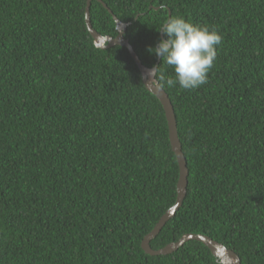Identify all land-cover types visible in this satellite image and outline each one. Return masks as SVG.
Masks as SVG:
<instances>
[{
  "label": "trees",
  "instance_id": "obj_1",
  "mask_svg": "<svg viewBox=\"0 0 264 264\" xmlns=\"http://www.w3.org/2000/svg\"><path fill=\"white\" fill-rule=\"evenodd\" d=\"M101 2L92 29L115 38V16L157 65L187 165L150 247L204 235L264 264V0ZM85 6L0 0V264H220L196 241L141 249L178 165L159 101L126 48L94 46Z\"/></svg>",
  "mask_w": 264,
  "mask_h": 264
},
{
  "label": "water",
  "instance_id": "obj_2",
  "mask_svg": "<svg viewBox=\"0 0 264 264\" xmlns=\"http://www.w3.org/2000/svg\"><path fill=\"white\" fill-rule=\"evenodd\" d=\"M91 1L92 0H86L84 16H85L86 29L90 34L91 38L93 39L94 46L99 49H109L115 46H120L127 49V51L130 54V57L132 58L133 62L135 63L136 67L140 72L144 87L149 93L155 96V98L159 101L164 111V115L168 127V139H169L170 147L176 158L178 165L179 175L176 185L175 203L159 219V221L154 226L152 231L144 237V239L141 242V249L144 251V253L150 256L168 255L177 251L186 242L196 241L202 243L206 248H208L211 254L217 259V261L220 264H240V260L238 256L233 251L226 249L223 245L217 243L216 241L204 235L186 234L183 237H181L178 241L170 243L161 249L153 250L150 247L149 244L150 241L157 236V234L161 231V229L165 226V224L170 219L173 218L175 213L182 205V202L186 195V188H187V177H188L187 165L183 153L181 151V144L177 134V126H176L173 107L171 105V102L167 94L161 88V86L159 85V83L155 78L157 73V65L151 69H148L141 64L140 60L138 59L137 55L135 54L128 40L124 38V33L126 31L127 25L120 22L115 16L112 15L110 11L108 12L112 15V19L115 22L116 30L118 33L117 36L115 38L103 37L100 34H98L95 30H93L90 24V17H89V7ZM96 1L101 3L102 6L106 8V6L101 2V0H96Z\"/></svg>",
  "mask_w": 264,
  "mask_h": 264
}]
</instances>
